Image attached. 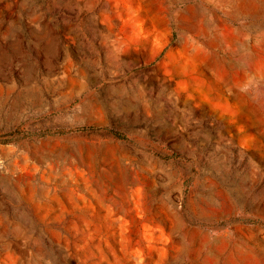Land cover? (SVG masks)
Segmentation results:
<instances>
[{"label": "rangeland", "instance_id": "374dc122", "mask_svg": "<svg viewBox=\"0 0 264 264\" xmlns=\"http://www.w3.org/2000/svg\"><path fill=\"white\" fill-rule=\"evenodd\" d=\"M0 264H264V0H0Z\"/></svg>", "mask_w": 264, "mask_h": 264}, {"label": "trees", "instance_id": "16d2710c", "mask_svg": "<svg viewBox=\"0 0 264 264\" xmlns=\"http://www.w3.org/2000/svg\"><path fill=\"white\" fill-rule=\"evenodd\" d=\"M118 135V134H117Z\"/></svg>", "mask_w": 264, "mask_h": 264}]
</instances>
